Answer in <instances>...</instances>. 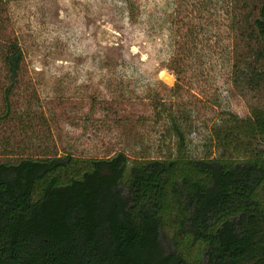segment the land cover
Instances as JSON below:
<instances>
[{
  "label": "trees",
  "instance_id": "obj_1",
  "mask_svg": "<svg viewBox=\"0 0 264 264\" xmlns=\"http://www.w3.org/2000/svg\"><path fill=\"white\" fill-rule=\"evenodd\" d=\"M14 1L0 0V126L29 144L0 154V264H264V108L221 110L201 122L195 149L186 135L198 113L157 100L168 152L60 154L26 79ZM174 25L178 79V66L195 50L211 57L209 42L227 28L248 51L230 57V74L264 81V0H176Z\"/></svg>",
  "mask_w": 264,
  "mask_h": 264
},
{
  "label": "rangeland",
  "instance_id": "obj_2",
  "mask_svg": "<svg viewBox=\"0 0 264 264\" xmlns=\"http://www.w3.org/2000/svg\"><path fill=\"white\" fill-rule=\"evenodd\" d=\"M175 8L176 0L10 3L26 79L51 128L45 137L52 150L104 156L160 146L168 152L173 139L163 134L168 124L163 119L156 122L152 104L157 100L173 102L178 113H198L186 135L195 149L202 145L201 122L211 125L221 110L249 116L264 108V81L254 87L246 78L237 82L230 74V57L248 51L227 28L222 39L209 42L211 57L195 50L178 66V79L170 69L179 52ZM4 126L0 154L22 153L20 148L29 144H21L25 137ZM38 143L44 141L37 138L33 145Z\"/></svg>",
  "mask_w": 264,
  "mask_h": 264
}]
</instances>
